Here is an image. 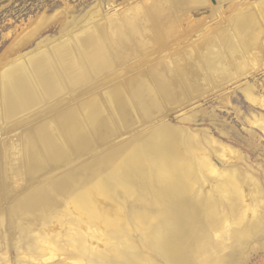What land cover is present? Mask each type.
<instances>
[{
  "label": "bare ground",
  "instance_id": "6f19581e",
  "mask_svg": "<svg viewBox=\"0 0 264 264\" xmlns=\"http://www.w3.org/2000/svg\"><path fill=\"white\" fill-rule=\"evenodd\" d=\"M174 1L179 8L207 3ZM165 2L143 0L124 15L105 19L99 10L89 11L76 22L63 20L59 12L45 15L29 26L31 30L17 44L28 43L60 16L65 26L71 23L77 31L67 42L39 51L0 74V141H4V132L8 139L0 150V264H37L39 260L31 262L22 254L29 253L36 260L55 257L53 250L79 259L78 263L86 260V264H214L210 257L195 260L192 255L202 253L210 233L201 232L204 221L196 218L202 198L207 195L205 204H211L214 196L199 187L203 179L198 181V169L203 168L199 166L204 152L201 138L185 128L174 136V128L167 122L132 138H120L136 122L165 115L163 109L175 84L172 75L178 71L186 73L183 80L190 92L196 88L192 72L182 66L186 62L183 56L179 63L171 58L162 61L169 77L161 66L151 68L152 77L148 71L124 76L120 75L126 70L117 72L123 58L139 46L146 47L150 36L155 35L158 43L174 32L185 31L180 27L184 22L195 31L197 22L207 28L211 21L209 15L195 20L191 10L176 11L170 6L173 12H168ZM230 3L227 10L233 14L228 25L216 33L208 28L198 51H191L188 58L202 68L205 80L246 73L264 47V0ZM150 4L155 11H149ZM211 12L212 19H217L214 8ZM243 91L259 101L251 89ZM111 136L117 138L103 151L99 143ZM204 136L209 137L206 132ZM203 159L204 167L210 165ZM233 181L227 176L216 185L222 194L226 186L230 194H236L240 182ZM123 185L133 197L151 198L156 213H128ZM225 196L231 199L232 194ZM258 223L237 230L254 233L261 227ZM134 227L142 234L141 240L130 241ZM8 252L10 259L5 256Z\"/></svg>",
  "mask_w": 264,
  "mask_h": 264
},
{
  "label": "rangeland",
  "instance_id": "374dc122",
  "mask_svg": "<svg viewBox=\"0 0 264 264\" xmlns=\"http://www.w3.org/2000/svg\"><path fill=\"white\" fill-rule=\"evenodd\" d=\"M141 1L143 0H0V74L8 66L33 56L39 51L46 50V48L54 49L60 44L67 42L77 31L73 30L74 26L71 23L65 26V23L63 24L62 22L63 20H75L76 22V20L81 19L91 10H99L101 19L113 15H124L130 6L140 4ZM162 1H166L168 12H173L170 10L171 7L175 10L177 9L176 11L191 10L195 20L200 19L201 16L209 15L208 21L211 20V23L206 22L208 27L203 28V24L197 22V30L194 31L192 30L193 28L188 27V22H184L180 27L186 28L185 31L174 32L173 35L158 43L157 41L154 42L155 35L154 37L150 36L149 38L151 39L148 40L146 47L139 46L131 52V55L123 58L124 61L117 67L119 68L117 72L126 70V73L120 75L124 76L127 73L134 74L139 71L143 73L148 71V74L152 77L151 68L161 66L165 69L162 61L171 58L172 62L177 59L176 62L179 63V57L183 56L186 62L182 66L183 68L185 67V71L192 72L196 88L190 92L188 84L183 80V77H186V73L178 71L177 75H172L175 84L171 89V95H168V106L163 109L165 115H159L157 119L153 121L147 120L145 123H142V121L136 122L135 125L126 129L120 138H123V140L132 138L142 131L151 130L164 122L173 126L174 136L178 135L177 132L180 128H185L186 130L189 129L187 131L193 132L196 139L200 137L204 147L201 149L204 152L200 155V158H206L207 164L210 165L204 167L206 163H203L204 159L202 158L203 162L199 165L200 168L203 166L201 168L202 174L200 172L201 169H198V174H201V176L200 174L198 175V181L201 178L203 179L199 181V187L205 188H202V191L205 190L203 192H208V195L214 192V196L211 195L213 196L211 198L213 202H217L215 203L216 208L212 199L210 200L211 204L210 202L209 204L207 203L208 205L214 204L212 209L205 204L204 200L209 201L208 197H206L207 195L202 198L203 204L201 203L200 206L203 210V207H205V213L204 211L201 212L202 209L199 207L201 210H198V217L196 216V218L198 221L202 220L205 222L200 225L201 232L207 231V234L210 233L205 237L204 241L207 240L208 242H204L202 253L191 252L192 255L194 254L193 258L202 260L204 257H210L209 259L212 262L214 261V264H264V47L256 54L255 57L257 59L251 63L250 67H252L246 73L237 72L234 76H222L210 81L205 80V76L201 72L202 68L195 62L189 61L188 58L191 56V51H198V46H201L198 43L203 42L200 40L208 34V28H214L215 31H212V33H216L219 31V27L228 25L227 19L233 14L232 12L229 13L231 11L229 10L231 8L229 5L232 0H217V2L206 0L207 3L205 5H197V7H195L196 5L193 7L184 6L181 8L177 6L174 0ZM247 1L259 3L263 0ZM150 5L147 6L149 11H155V6L152 5L151 8ZM213 8L218 17L214 20L211 15ZM227 8L229 9L227 10ZM56 12H59L62 18H65L62 20L60 16L58 20H51L50 22L52 23H49L50 25L48 24L46 29H42L43 31H40L39 35L31 41L20 46L17 45L26 32H29L41 17L45 15L52 16ZM172 22H169V24L171 25ZM177 23V28H179V22ZM64 28L66 29L62 30L61 33V29ZM65 32L68 33L65 34ZM197 59L199 60L200 57H197ZM201 66L204 67L202 64ZM174 67L175 70H178L176 64ZM234 71L238 70L234 69ZM108 74L105 76H108ZM165 74L169 77L166 69ZM182 86L184 89L181 88ZM174 87L179 88L181 92H176ZM245 88L251 89L253 96L258 98L259 101L254 102L248 98L243 91ZM1 130L2 128L0 127ZM204 132L208 134V138L204 136ZM2 134L5 138L3 142L0 141V150L1 148L4 149V143L5 145L8 143L7 133L4 132ZM116 138L117 136L107 138L104 142L99 143L100 148L103 151L111 148ZM206 139H209V142ZM192 144L196 143L192 140ZM1 165L2 161H0V167ZM207 166H210V168ZM204 168L208 171L204 170ZM204 172H208L209 175L207 174L206 176ZM227 176H232L237 183L240 182L239 185L244 190L240 188V191L238 190L236 194L235 192L231 193V196L229 186L228 188L226 186L223 194L230 195L231 199L227 196L224 198L221 193L222 189L220 191V188L216 185L219 180L223 182ZM121 187L128 195L125 205L128 213H156L154 211L156 204L151 198L140 197L139 195L133 197L130 195L128 188H125L124 185ZM219 193L222 194L221 197ZM206 205L209 209H206ZM214 208L218 210L214 211ZM233 209L234 211H232ZM258 222H260L261 227L256 228L257 232L246 234L247 232H242L241 230L242 233L240 234V229L250 223L259 224ZM239 225L242 227L239 228ZM237 231L238 234L235 235ZM133 232L130 241L141 240L142 234L137 231L136 227L133 228ZM199 234L201 235V233ZM238 235L242 238H238ZM142 253L146 256V252L143 251ZM7 254L11 256V252L5 255L10 259L12 256L9 258ZM22 255L31 262L36 263L39 260L37 264H49L53 261L64 264L87 263L86 260L78 263L79 259H72L67 257V255L58 253L56 250H53L52 254L55 257L43 256L39 259L36 258V260L29 253L25 252ZM48 257L53 259V261L47 260Z\"/></svg>",
  "mask_w": 264,
  "mask_h": 264
}]
</instances>
